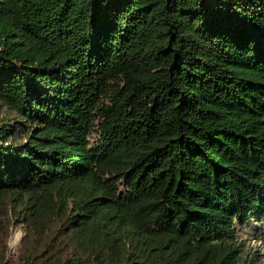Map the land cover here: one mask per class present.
Here are the masks:
<instances>
[{"label":"trees","instance_id":"16d2710c","mask_svg":"<svg viewBox=\"0 0 264 264\" xmlns=\"http://www.w3.org/2000/svg\"><path fill=\"white\" fill-rule=\"evenodd\" d=\"M0 107V264H248L264 0H0Z\"/></svg>","mask_w":264,"mask_h":264},{"label":"rangeland","instance_id":"374dc122","mask_svg":"<svg viewBox=\"0 0 264 264\" xmlns=\"http://www.w3.org/2000/svg\"><path fill=\"white\" fill-rule=\"evenodd\" d=\"M0 107V118L3 117ZM98 134L94 133L91 140L96 142ZM121 189H124L123 186ZM259 215L251 214L249 220L244 225L237 224L239 239L244 243V258L248 264H264V220H258ZM0 227V238L2 237ZM26 235V226L18 223L16 219L12 221L9 238L6 242V262L15 264L20 254L22 240Z\"/></svg>","mask_w":264,"mask_h":264}]
</instances>
